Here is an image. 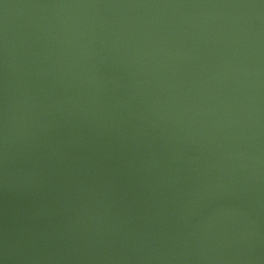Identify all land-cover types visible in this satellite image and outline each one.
<instances>
[{
	"label": "water",
	"instance_id": "1",
	"mask_svg": "<svg viewBox=\"0 0 264 264\" xmlns=\"http://www.w3.org/2000/svg\"><path fill=\"white\" fill-rule=\"evenodd\" d=\"M0 264H264V0H0Z\"/></svg>",
	"mask_w": 264,
	"mask_h": 264
}]
</instances>
